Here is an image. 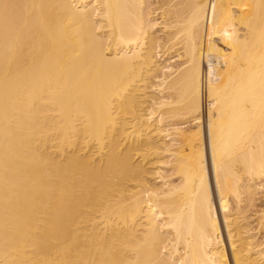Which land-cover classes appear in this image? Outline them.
<instances>
[{"label":"bare ground","instance_id":"obj_1","mask_svg":"<svg viewBox=\"0 0 264 264\" xmlns=\"http://www.w3.org/2000/svg\"><path fill=\"white\" fill-rule=\"evenodd\" d=\"M148 1L0 0V264H264V0Z\"/></svg>","mask_w":264,"mask_h":264},{"label":"rangeland","instance_id":"obj_2","mask_svg":"<svg viewBox=\"0 0 264 264\" xmlns=\"http://www.w3.org/2000/svg\"><path fill=\"white\" fill-rule=\"evenodd\" d=\"M149 3H151V5H150V8H151V12H152V14H154V13H156L157 12V14H154V15H156L155 16V18L157 19V21L158 22H163V18H162V15H161V13H162V10L164 11V9H167V4H165V3H167L168 2V0H149L148 1ZM164 8V9H163ZM153 9V10H152ZM170 21H172V20H174L173 18H171V19H169ZM168 20V21H169ZM163 25V23L162 24H160L156 29H157V31H159L160 30V27ZM161 33V35H163L162 34V32H160L159 31V34ZM182 44H178V45H175L174 47H171L170 48V50L169 51H167L168 53H166L167 54V57H168V59H169V61L171 62H182L181 60H183V57L181 58L180 57V53H182ZM162 49L164 50L165 48H163L162 47ZM179 56V57H178ZM175 59V60H174ZM179 62V63H180ZM172 121V119L170 118V122ZM264 202V200H263V198L261 197V198H259L257 201H256V206H251V207H249L248 208V210L246 209V211H244V212H242V213H240V210H239V208L238 209H236V212H238V214L239 215H247V219L248 220H246L248 223H249V225H248V227H254V225H255V221L253 220L254 219V216H255V210L256 211H258V209L260 208V204H262L263 202ZM231 205H233L232 207H233V209H234V204L232 203ZM259 207V208H258ZM240 217V216H239ZM240 219H242V218H240ZM239 219V220H240ZM250 219V220H249ZM254 224V225H253ZM252 232H253V229H252ZM259 236V234L258 235H256V238ZM260 239V238H259Z\"/></svg>","mask_w":264,"mask_h":264}]
</instances>
